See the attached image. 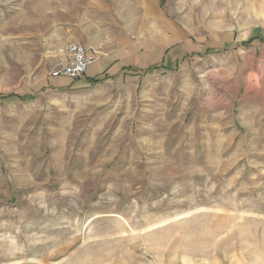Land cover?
Masks as SVG:
<instances>
[{
    "label": "rangeland",
    "instance_id": "obj_1",
    "mask_svg": "<svg viewBox=\"0 0 264 264\" xmlns=\"http://www.w3.org/2000/svg\"><path fill=\"white\" fill-rule=\"evenodd\" d=\"M0 264H264V0H0Z\"/></svg>",
    "mask_w": 264,
    "mask_h": 264
},
{
    "label": "built area",
    "instance_id": "obj_2",
    "mask_svg": "<svg viewBox=\"0 0 264 264\" xmlns=\"http://www.w3.org/2000/svg\"><path fill=\"white\" fill-rule=\"evenodd\" d=\"M98 58V52L77 42L68 44L65 49V59L52 72L53 77H64L73 80L84 77L91 65Z\"/></svg>",
    "mask_w": 264,
    "mask_h": 264
},
{
    "label": "crops",
    "instance_id": "obj_3",
    "mask_svg": "<svg viewBox=\"0 0 264 264\" xmlns=\"http://www.w3.org/2000/svg\"><path fill=\"white\" fill-rule=\"evenodd\" d=\"M103 71V68H101L100 65H97L96 63H94L93 65L90 66L89 68V74L90 76H97L99 73H101Z\"/></svg>",
    "mask_w": 264,
    "mask_h": 264
},
{
    "label": "trees",
    "instance_id": "obj_4",
    "mask_svg": "<svg viewBox=\"0 0 264 264\" xmlns=\"http://www.w3.org/2000/svg\"><path fill=\"white\" fill-rule=\"evenodd\" d=\"M1 97H15V98H20V99H23V100H27V99H30L32 98L31 96H26V97H21V96H17V95H11V96H1Z\"/></svg>",
    "mask_w": 264,
    "mask_h": 264
}]
</instances>
